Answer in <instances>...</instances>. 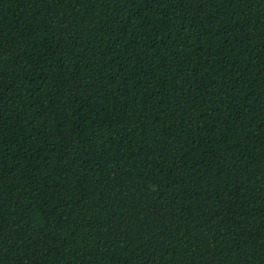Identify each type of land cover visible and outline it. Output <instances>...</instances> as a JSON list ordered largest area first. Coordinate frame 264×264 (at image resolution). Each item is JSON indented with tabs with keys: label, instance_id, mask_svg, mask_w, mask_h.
<instances>
[{
	"label": "trees",
	"instance_id": "1",
	"mask_svg": "<svg viewBox=\"0 0 264 264\" xmlns=\"http://www.w3.org/2000/svg\"><path fill=\"white\" fill-rule=\"evenodd\" d=\"M0 264H264V0H0Z\"/></svg>",
	"mask_w": 264,
	"mask_h": 264
}]
</instances>
